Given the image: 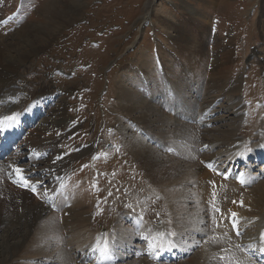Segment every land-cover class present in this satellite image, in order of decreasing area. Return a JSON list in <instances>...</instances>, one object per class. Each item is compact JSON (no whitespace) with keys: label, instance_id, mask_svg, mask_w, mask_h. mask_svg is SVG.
<instances>
[{"label":"rangeland","instance_id":"obj_1","mask_svg":"<svg viewBox=\"0 0 264 264\" xmlns=\"http://www.w3.org/2000/svg\"><path fill=\"white\" fill-rule=\"evenodd\" d=\"M60 1L70 0H0V81L3 83L0 87V95L4 94L2 89L7 88L10 83L18 85V89L10 95H25L38 84L46 85L42 87L44 90L39 91L48 90L52 95V101L47 105L42 120L39 119L35 126L29 122L26 126L29 129L28 133L23 139L19 138L15 145L24 151L28 146L27 141L32 138L41 137L47 140L46 144L40 145L37 150L45 153L40 156L41 158H35L38 168L47 167L45 187L49 190L57 188L59 181L55 177L52 178L55 172H60V170L55 171L57 168L64 171L60 174L63 178L66 174L71 179L74 178L71 191L75 195L82 194L77 196L82 202L80 211L84 220L82 219L79 225L75 224L76 226L68 224L71 229L68 225L69 229L67 228L64 218L70 215L69 211L64 210L69 209L68 201L59 213H55L59 219L56 220V224L60 227L58 235L55 233L56 230L53 231V228L50 229L48 226L53 209L45 208L48 210L47 219L44 221L47 222V231L42 229L43 226L39 230L32 228L30 225L34 221L28 218L29 216L23 219L16 214L6 216V221L0 223V264H108L100 260L103 258L101 256L103 248L93 254H89L86 249L96 230L102 227L108 228L116 220H120L124 228H129L125 239L132 234L134 240L132 239L130 243L133 244L129 247L131 252L120 251L119 255L125 253L126 256H122L123 259H109L112 261L111 264H233L232 260L229 262V258L234 252H227L231 249L230 246L227 247L228 238L219 233L218 223L222 221L219 215L229 212L232 208L241 207L244 200H247V204H252L254 202L252 197L257 194L252 193L247 185L238 186L228 183L224 186L225 193L214 196L212 190L209 199L205 200L204 207L199 205L202 201L198 200L200 196L196 192L197 190L199 193L198 182L188 181L184 188H188L186 191L190 194L189 197L187 196L188 201L183 203V200L173 199V194L176 192L174 185L167 187L161 185L153 175L154 168L150 170L146 166L145 158L135 152V148L131 145L140 143V146L147 147V144H149L148 148L152 146L156 158L165 168L169 166L170 160L181 159L182 162L199 163L208 170L203 162L208 158L201 156L202 152L199 149L203 142L201 139H212L214 127L217 131L224 125H233L231 123L233 121L227 122V120L218 124L216 118V121L210 123L211 127L206 128L199 120L196 121L203 111L196 115H194L195 111L194 114L189 113L192 118L182 116V110L175 104L173 90L168 89L169 86L166 88L163 65L166 66L167 63L171 66L175 62L176 70H179V64L182 62L176 59V51L179 55L176 33L173 32L174 36H168V30L159 22V18L172 13L178 23L187 24L186 27H189L190 15L183 8L186 2L196 13L203 14L204 19L211 24L212 33L204 39L209 49L205 62L209 74L206 83L215 84L213 77L211 78L214 70L212 65L216 54L221 53L223 45L232 48L235 53L232 70L229 74H225L224 78H217V83L211 88V95L203 94L205 97L202 95V100L212 101L217 97L221 102L216 100L217 104L215 106L213 104L215 107L213 111L227 107V113L216 114L222 116L221 118H228L234 116L232 110L236 99H242L243 108L237 113L241 119H238L235 126L227 128L238 129V134L248 140L259 136L260 132H256L259 128H264V0H220L216 6L209 4L214 0H156L151 22L147 24L144 23V17L151 0H79L77 12L70 19L63 18L62 13L59 12L60 7L55 5ZM71 1L77 2V0ZM195 16L191 25L194 27L197 26ZM199 23L200 29L204 31L202 21L200 20ZM42 27L47 30L46 33L40 30ZM145 61L150 66V72L152 71L148 76L155 78L154 81L152 79L154 83L151 82V87L144 79L147 72L142 64ZM21 64L23 66L19 68L13 79L17 67ZM6 66L12 67L14 72L4 83L1 74L11 73ZM126 66L128 69L123 71ZM23 81L27 83V88L24 87L26 83ZM174 85L173 83L172 87L176 88L177 86ZM124 86L144 93L159 108L164 106L167 109L166 107L174 103L173 109L165 110V113L174 117L176 122L185 123L183 126L186 127L182 128V124L179 126L173 122L174 124L168 129L160 124L158 130L148 128V125L136 119L137 116L122 110L123 105L120 104L119 95ZM187 86H189L188 95L198 87L192 83ZM203 86L204 90H207V85L203 84ZM235 86L238 90L231 93L229 89ZM32 95L34 93H31ZM161 95H165L166 98ZM146 122H149V119ZM70 124L72 126L67 130ZM190 124L195 130L194 138L193 131L185 133V130L190 129ZM180 127L178 133L175 128ZM162 128L166 130L163 131ZM205 130L211 131L212 134L209 136L208 133L205 136ZM200 134L203 135L199 136ZM195 138L199 141L196 142ZM263 139L264 136L262 141ZM163 140L167 145L161 142ZM190 143L192 148L188 147ZM232 143L235 144V141ZM232 143L227 145L234 147ZM254 145L255 143L247 146L248 151H251ZM93 146L101 151V156L95 158L94 165L90 163ZM176 146L178 147L175 148ZM180 151L183 153L181 154ZM218 152H222V148H216L212 152L213 157ZM60 154H63V157L59 159ZM61 161L64 163L56 164ZM254 169V174H258L256 172L259 168L254 167ZM51 193H49L50 197L53 196ZM33 197L43 206L44 200ZM0 201L5 200L1 198ZM96 202H99L98 207H95ZM39 208L36 207V210L40 211ZM93 210H96L94 223L89 216ZM123 210L142 217L140 230L148 232L149 241L159 244L170 233V237L178 247L185 246L183 249L187 257L162 262L147 259L145 250H143L144 254L140 251L144 247L143 243L138 242L144 232L138 235L135 227L137 225L134 226L132 221L120 216ZM194 215L195 219L192 218ZM186 217L189 218L188 221ZM69 218L65 220L68 221ZM188 222L194 224L195 231H192L191 227H185ZM161 228L165 229V236L158 233V229L162 230ZM201 233L202 237H200ZM76 242H80L82 250L77 248ZM231 244L232 247H236L234 242ZM15 245L17 247L19 245L16 250L13 248ZM195 246L200 248L194 249ZM15 253L16 257H14ZM95 254L100 255V259L95 260L97 256ZM115 259L120 260L113 261ZM233 261L239 264L238 260L233 259Z\"/></svg>","mask_w":264,"mask_h":264},{"label":"bare ground","instance_id":"obj_2","mask_svg":"<svg viewBox=\"0 0 264 264\" xmlns=\"http://www.w3.org/2000/svg\"><path fill=\"white\" fill-rule=\"evenodd\" d=\"M219 1L220 0H214L213 2H209V4L216 6V5H218ZM78 2H80V1L77 0L76 3H73V1H71V0L66 1V2L60 1L55 5H58L60 7L59 12L62 13L63 18L70 19L73 16V14H75L77 12ZM155 4H156V0H151V2L148 4L147 14L144 17V23H150L151 22L152 12L155 9ZM183 8L186 9L190 15V17H189V19H190L189 25L190 26L193 25V19L192 18L196 15L195 20L197 22V26L186 27L187 24L183 25L181 23H178L175 20L176 17L172 13L165 14L162 18H159L160 16H158L159 22L162 25H164V27L168 30L167 31L168 36H174L173 34L176 33L175 37L177 40V44H179V49H178L179 55L177 54L178 52L176 51V59L178 61L182 62L179 64L180 69L176 70L177 69V67H176L177 63L174 62L171 64V66H169L167 63H165L163 61L166 64V66L163 65L166 88H167V86H169L168 89L173 90V97L176 100L175 104L177 106H179V108L182 110L181 111L182 116L191 117L192 115L190 116L189 113L194 114L193 111H195L194 115H196V114L203 111V113L200 114L199 117L196 118V121L199 120V122L206 128H208V127L210 128L211 127L210 123L216 121V118H218L217 119L218 124L227 120V122L233 121V122H231L233 125H231V126H229L228 124L224 125L222 127H219V129L217 131H216L215 127L212 128V130L214 132L213 133L214 137L212 139L211 138H209V139L203 138L208 133H209L208 134L209 136L212 134L211 131L210 132H208L207 130L204 131L205 136H203L202 137L203 139H201V140H203V142H201V148L199 147V149L202 152L201 156H203L204 158H208L204 161L202 160L203 162H205L204 163L205 168H207L208 170L204 169L197 162H196L197 164H195V162H193V163L182 162L183 160L181 161V159H177L176 161L170 160L169 164H168L169 166L165 168V167L161 166L159 160L156 158V156L152 150L153 149L152 146L148 148L149 144H147L148 145L147 147H144V145L140 146V143H135L131 146H133L135 148V150H134L135 152H138L140 156L145 158L146 166L149 167L150 170H151V168H154L153 175L158 179V182H160L161 185L166 186V187L174 185L176 192L173 194V199H176L178 201L183 200L184 201L183 203H185V201H188V197H189L188 195L190 194V193H187V191H186L188 188L187 189L184 188L186 183H188V181L189 182L190 181H197L198 182V183L197 182L196 183L198 184L197 188L199 189V193L197 190H196V192H197V195L200 196V198L197 197L198 200L202 201L199 204L201 206L205 205V200L209 199V196H210V193L212 190H213L214 196L217 194L219 195V193H225L224 186L228 183H234L238 186H240V185L249 186L251 188V192L257 194V196L252 197V200L254 202L252 204L251 203L247 204V200L246 201L244 200L243 206H241L239 208H234V209L232 208L231 210L229 209L230 210L229 212L220 214L219 218L222 221H219V223H218V227L220 228L219 233H222L223 234L222 236H226L228 238V239H226L227 240V247L230 246L231 249L227 252H234V255L229 258V262H230V260H232V263L235 264L233 261V259H234V260H238L239 264L240 263L241 264H264V162L261 163L262 165H258L259 170H258V172H256L258 174H254V171H255L254 167H257L256 164H258L261 161H264L263 160L264 159V139L262 141V138L264 136V132L263 133L260 132V134H258L259 136H257L256 139H249L247 141L244 138V136L242 138L240 137V135L238 134V129L233 128L234 129L233 130V129L227 128V127L235 126L236 123H238L237 122L238 119H241V116L240 115L238 116L237 113H238V111H240L243 108L242 107V101H241L242 99L241 100L239 98L236 99L237 101L233 104L235 106L232 110V111H234V116L232 115V116H229L228 118H221L222 116H217L220 113H227L228 112L227 107H223L222 109H216L215 110V111H219V112L213 111V108H215V107H213V104L215 106V104H217L216 100L220 101V100H218L217 97H215V100H212V101H210L209 99L208 100H202L203 94L204 95H206V94L211 95V93H212L211 88L213 87V85H215L217 83V78H219V79L224 78V75L229 74V72L232 70L233 56L235 53H234V50H232V48L225 47L223 45V48H221V53L219 55H217L218 53L216 54L215 60L213 61V65H212L214 70H212V76L211 75L210 76H211V78L213 77L212 79L215 82V84L209 85L208 83H206V81L208 80V78H206V77H209V74L207 73V69L205 67V62H206V59H207L208 54H209L208 53L209 49L206 46V41L204 39H206L205 37L209 36V34L212 33L211 32V24H210V22H208L204 19L205 16H203V14L196 13L194 11V8L192 9L191 5L188 2L185 3ZM198 18L202 21V23L204 25L203 27H205L204 31H203V29H200V23H199L200 20ZM40 30L43 31L44 33L47 32V30L43 27L40 28ZM263 32H264V29H263ZM214 50H216V48ZM142 65H144L143 68L147 72V75L144 77L146 84L149 87H151V82H153L155 78L153 79L152 77L148 76V74L151 75L152 71L150 72V70H149L150 66L148 65L147 61H145V63ZM21 66H23V64H21L20 66L17 67L16 73L13 75V79H14V77H16V74H17V72ZM206 66H207V64H206ZM6 67H8L10 69L11 73L4 72L1 74V78L3 79L4 83H6V79L11 77V75L14 72L12 67H10V66H6ZM166 67H167V69H166ZM126 69H128V66L124 67L122 70L124 71ZM200 69H202V70H200ZM179 71H181V74H179ZM183 76H185V78H183ZM152 79H153V81H152ZM24 83H26V82H24ZM173 83L175 84L174 86H177L176 88L172 87ZM191 83L196 84L198 87L197 86H196L197 88L194 87L195 89L192 90L191 95H188L189 86H187V85H191ZM203 84L207 85V90H204ZM10 85H12V87H10ZM26 85H27V83L25 84L24 87L27 88ZM2 86H3V83L0 81V87H2ZM43 86H46V85L38 84V86H36V87H38L37 89H36V87L33 88L32 90L30 89L31 90L30 93L26 92L25 95H10L11 93L15 92L18 89L17 84H11L10 83L7 85V88L2 89L4 94L0 95V121L3 119V117L5 115H9V117H14L15 119L14 120L6 119L4 121L5 124H11L12 127L3 133H0V136H4L5 134H7L6 137L9 139V141H16L18 137L21 138L26 133L27 129L24 132V126H25V122L27 120H30V123L34 124V126H35V124L38 122V120L42 118V115L45 113L47 105L52 101V98H51L52 95L49 94L48 90L39 91L40 89H43L42 88ZM229 90L231 91V93H234L235 91L238 90V88L235 86ZM229 90H228V92H229ZM31 93H34V95L31 96ZM35 93H39V95H35ZM208 95H206V96H208ZM161 96L165 97V95H161ZM119 100L121 102L120 104L123 105V109H122L123 111H127L126 113L129 112V114L131 113V115L133 114V115L137 116L136 119L139 122H143V124L148 125V128L151 127V129H153V130H155V129L158 130L159 124H160V126L166 127L168 129V127H170L172 124H174L173 122H176L173 119L174 117L172 118L165 113V110L173 109L174 103L171 106L169 105V107H166L167 109H165L164 106H161L162 102L160 100V106L161 107L159 108L157 106V104L153 103L154 101L152 102V100H149L148 97H146L144 95V93H142V92H140L134 88H130L129 86L123 87L122 92H120V95H119ZM167 100H168V98H167ZM164 103H165V101H164ZM201 103H202V105H200ZM167 104L168 103H166V105ZM162 107H163L164 112L162 110ZM14 113H15V115H13ZM216 113H218V114H216ZM219 117H220V119H219ZM146 119L147 120L149 119V122H146L147 121ZM176 123L179 126H181V124H182V126H181L182 128L186 127V126H183V125H185V123H183L181 121L180 122L177 121ZM32 127H33V125H32ZM181 127L175 128L178 133L181 130ZM189 127H190V129L185 130L186 131L185 133L193 131L192 137L194 138L195 137V130L193 128V125L190 124ZM189 127H187V128H189ZM166 128H162L163 131H165ZM172 129H173V126H172ZM159 130H161V129H159ZM233 131H234V134H233ZM172 132L173 131H171V133ZM201 135H203V134H200L199 136H201ZM162 137H164V135ZM171 137H174V136H171ZM166 140H167V138H166ZM197 141H199V139H196V142ZM233 141H235V144L232 143ZM46 142H47V140L44 138H41V137H37L36 139L32 138L29 141H27L28 146H26L27 148H25V150L23 152L21 150H18V148L14 146L13 142L11 144H8L6 142V140H0V172H1L0 173V175H1L0 176V199L3 198L5 200V201H0V223L5 222L6 216H9L12 214L19 215L22 219L25 216H29L28 218H30L34 221L30 225L32 228L39 230L43 226L42 229L47 231V222L45 223L44 221H46V219H47V211L48 210H45V208L51 209V210L53 209L54 212H53L52 217L50 219V223H48L49 224L48 226H50V229L53 228V231L56 230L55 233L58 235V233H60V227H58V225L56 224V220H59V219H58V215L55 213H59L62 210L63 206L67 203L66 201H68V203H69V209L67 210L64 208L65 209L64 211H67V212L69 211V215H70L69 216L70 218L68 217L69 218L68 221L65 220L68 218H64V221L66 222V226L68 224L69 225H75V224L79 225L80 223H82L83 216H82L81 211H80V206H81L82 202H81V199L79 197L82 194L76 193V195H75L71 191V186L75 180L74 178H72V179L70 178L66 181H65V178H64V180L62 179L59 186L55 189L53 188L54 190L52 189L49 191V190H47V187L44 186L45 181H46L45 180V174L47 173V167L38 168V163L35 161V158L38 157L39 155H42L45 153V152L41 153L37 150H39L38 148H40V145H44V144H46ZM161 142L164 143V140ZM141 143H142V141H141ZM231 143H232V145L234 144V147H232V146L229 147V145H231ZM254 143H255V145H254L253 149L252 150L250 149L251 151H248L247 146L252 145ZM164 144H166V143H164ZM192 144H193V142H192ZM192 144L191 143H190V145L188 144L189 145L188 147L192 148ZM227 144H229V145H227ZM94 146H93L94 151H92L93 159H94L93 164L95 162V158H97L99 155H101V151H99ZM177 147L178 146H176L175 148H177ZM180 147H182V146H180ZM218 147L222 148V152H218L217 154H214V157H213L212 152ZM156 151H158V150H156ZM155 153H158V152H155ZM182 153L183 152H181V154ZM193 153H194V151H193ZM159 155H161V154H159ZM142 157H141V159H142ZM181 157H182V155H181ZM188 157H186V158H188ZM190 157H191V155H190ZM184 159H185V157H184ZM246 160H248L247 163H246ZM62 162L63 161L56 162V164H62ZM17 169H20L21 172L18 173L16 171ZM57 170H61V169L60 168L55 169V171H57ZM229 171H232V174H228ZM3 174H4V176H3ZM60 174H61V172H58L56 174V177H58V180H61L59 178ZM21 176L23 177V181L21 180ZM240 177L244 180V183H241ZM24 181L27 182L26 186L24 184ZM209 185L212 187V189ZM182 188H184V189L182 190ZM172 190H174V189H172ZM50 192H52L51 193L53 195L52 197H50V194H49ZM77 195H79V196H77ZM33 196L40 198L42 201L44 200L43 206L40 205L41 203L40 204H39V202L37 203L35 201L36 198H34ZM192 198H193V196H192ZM242 198L245 199L244 197H242ZM238 200H240V199H238ZM239 202H241V201H239ZM196 203H197L196 205L198 206V202H196ZM70 204H71V207H70ZM186 204H187V202H186ZM36 207L37 208L40 207L39 208L40 211H37ZM191 207H193V206H191ZM64 211H63V213H64ZM233 213H235L239 218V221L237 223V230H235L233 228V225L230 224V219L233 216ZM130 215H132V213L129 211L123 210L120 212V216L123 219H124V217L129 218ZM89 216H91V215H89ZM196 216H198V215H196ZM229 217H230V219H229ZM186 218L188 221L189 218L188 217H186ZM192 218L195 219V215ZM132 219L134 220V221L132 220L133 223L136 224L137 226H139V224L141 222L140 217H138L137 215H133ZM223 221H224V223H222ZM190 222H188L185 225V227H187V228L191 227L192 231L193 230L195 231V228L193 226L194 224L192 225V224H190ZM84 224L86 225V222ZM201 224H203V223L201 222ZM68 226H67V228H68ZM54 227H58V228H54ZM69 228H70V226H69ZM128 229L129 228L123 227L120 220L113 221L111 226H109L108 228L103 227L99 230H96L95 234H92L94 236L90 240V243L88 244L89 247H88V249H86V251H88L89 254H93L96 251L98 252L100 248H103V250H104V245L106 244L107 249H108V254L102 255V253H101V256L106 261H109V259L121 258V255H119L120 251L123 250L126 252L129 250V247L133 245V244L130 245V243L132 242L131 240L134 238V236L132 234H130L129 237H126V239H125V236L128 234ZM71 231L73 232V230H71ZM103 231H105V233ZM42 233H43V231H42ZM55 233L53 235H55ZM91 233H90V235H91ZM101 233H103V235H105V238H104V236H100ZM158 233L161 235H164V234H166V231H165V229L164 230L162 229V230H158ZM46 234H48V232ZM115 234H117V235L115 236ZM59 236H60V234H59ZM141 236H142L141 237L142 240L147 242V246L145 247L144 250L147 254H149L151 256L159 257L162 254L164 257H166L167 254H170L165 259L173 260L175 258L176 259L179 258L178 257L179 255H180V257H184L186 255L185 251H184L185 246H179L178 247L173 242V239L171 237L170 238L164 237V241L160 242L159 244H155V243L149 241L148 239H145V238H148V235L145 234V231H144V234L142 233ZM202 236H203V234L201 233L200 237H202ZM39 237H40V235H39ZM42 238H44V237L42 236ZM56 238H57V236H56ZM75 238H77L76 235H75ZM88 239H89V237H88ZM37 240H39V238H37ZM223 240L224 239H222V242H223ZM53 241H54V239H53ZM42 242H44V241H42ZM232 242L235 243L236 247L231 246ZM45 243L47 246V240ZM45 243H43V244L45 245ZM81 243H82V241H81ZM28 244H30V242H28ZM56 244H58V243H56ZM22 246H23V244H22ZM18 247H19V245H18ZM18 247L15 245L13 248L16 250ZM27 247H28V245H27ZM52 247H54V246H51V248ZM57 247H55V248H57ZM183 247H184V249H183ZM29 248H27V249H29ZM77 248H79V249L81 248L80 242L77 243ZM80 250H82V248ZM103 250L101 252H103ZM245 251H246V253H245ZM83 252H85V251H83ZM129 252H131V250H129ZM227 252H225V253H227ZM48 253H50V252H48ZM48 253H46V254H48ZM16 255L17 254L15 253L14 257H16ZM95 255H98V254H95ZM210 255L211 254H209V256ZM50 256H52V255H50ZM125 256H126V254L124 253L123 257H125ZM224 257H225V255H224ZM50 259L52 260V258H50Z\"/></svg>","mask_w":264,"mask_h":264},{"label":"snow or ice","instance_id":"obj_3","mask_svg":"<svg viewBox=\"0 0 264 264\" xmlns=\"http://www.w3.org/2000/svg\"><path fill=\"white\" fill-rule=\"evenodd\" d=\"M6 119L14 120L15 118H14V117H8V118H6ZM11 127H12L11 124H5L3 121H0V133H3V132H5V131H7V130L10 129ZM16 171H17L18 173L21 172L20 169H17ZM21 180L23 181V177H22V176H21ZM241 183H244V180H243V179H241ZM24 184H25V186H26L27 182L24 181ZM241 206H243V205L241 204ZM235 216H236V214L233 213V217H235ZM235 223H236V221L234 220V221H233L234 226H235ZM237 234H238V233H237ZM145 239H147V238H145ZM107 254H108V249H107V245L105 244V245H104V250H103V252H102V255H107Z\"/></svg>","mask_w":264,"mask_h":264}]
</instances>
